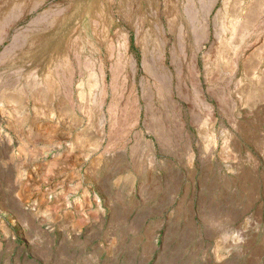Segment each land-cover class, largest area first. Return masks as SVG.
Wrapping results in <instances>:
<instances>
[{
	"label": "rangeland",
	"instance_id": "374dc122",
	"mask_svg": "<svg viewBox=\"0 0 264 264\" xmlns=\"http://www.w3.org/2000/svg\"><path fill=\"white\" fill-rule=\"evenodd\" d=\"M120 1L0 23V264H264V0Z\"/></svg>",
	"mask_w": 264,
	"mask_h": 264
},
{
	"label": "bare ground",
	"instance_id": "6f19581e",
	"mask_svg": "<svg viewBox=\"0 0 264 264\" xmlns=\"http://www.w3.org/2000/svg\"><path fill=\"white\" fill-rule=\"evenodd\" d=\"M20 1H23V0H0V23H3V24H5L7 21H9L10 20V14L11 13H8L9 11H10V9L11 8H13V7H15L17 4H18V2H20ZM122 1V0H121ZM120 1V2H121ZM125 1V0H124ZM149 1V0H148ZM109 2H111V1H109ZM127 2H128V0H127ZM130 2V4L132 3L131 1H129ZM94 3V2H93ZM97 3V2H96ZM122 3V2H121ZM124 3V2H123ZM126 3V2H125ZM16 4V5H15ZM139 4V3H138ZM167 5H168V2L166 3ZM94 5H96L95 3H94ZM99 5V4H98ZM102 6V5H101ZM109 6V5H108ZM166 6V5H165ZM103 7V6H102ZM131 7V6H130ZM93 8V7H92ZM96 8H97V6H96ZM98 8H100V6L98 7ZM103 8H105V7H103ZM109 9V8H108ZM93 10V9H92ZM127 10V9H126ZM126 10H124L125 11V14H127V12H128V10H127V12H126ZM73 11V10H72ZM71 11V9L69 10V7H68V10H66V11H60L59 13L61 14H64L63 12H66V14H67V12H68V15H67V17H66V19H64V26L62 27V28H60V29H56V27L58 26H56V24H57V20H54V22L52 23V25H49L48 26V29H51L52 27H53V29L55 30L54 31V33L53 34H51V36H48V38H45V41L42 43V44H40V46L37 48V46L35 47L34 46V51H36V53H37V58H38V60H35L36 59V57H34V61H35V63L38 65V68L37 69H39V70H37V72L39 73V75L40 74H44L46 71L50 74L49 75V78H46V77H42V79H41V77L39 76V80L34 84L35 85V87H36V85H38V83L39 82H44L43 84H45V79H46V84H47V82L48 83H50L51 82V85H52V82H56V81H54V80H52L51 79V76H52V73L54 72L53 70H55L56 68H55V66H54V64L56 65V61H54V62H52V56H51V53L53 52V49H55L56 47H57V45H60L63 49H65L66 50V56H67V58H65L66 60H68V62L69 63H71L72 65L71 66H73V65H78L77 63L79 62V58H78V55H76L77 54V50H79V43H78V33H79V31H81V30H83L82 28H87L88 26L85 24V23H87L88 22V19H90L91 21H90V25L92 26V28H93V31L97 34V32L95 31V27H94V20L92 21V19H91V17L90 18H88L89 16H86V6L84 7V9L82 10V12L78 15V14H73L74 13V11L72 12ZM81 11V10H80ZM93 11H95V9L93 10ZM102 12V11H101ZM91 13V12H90ZM103 13V12H102ZM138 13V12H137ZM136 13V14H137ZM91 14H93V13H91ZM95 14V13H94ZM97 14L98 13H96V17H97ZM101 14V13H100ZM109 14V13H108ZM107 14V15H108ZM57 15V14H56ZM78 15V16H77ZM128 15V14H127ZM59 16V15H58ZM57 16V17H58ZM99 16V15H98ZM104 16V15H103ZM124 16H126V15H124ZM61 17H63V16H59L58 17V21H59V19L61 20ZM94 17V16H93ZM106 17V16H105ZM105 17H103L102 18V20L105 18ZM108 17V16H107ZM106 17V21L108 22V18ZM111 18V17H110ZM56 19V18H55ZM137 19V18H136ZM142 19V18H141ZM133 20H135V18L133 19ZM143 20V19H142ZM11 21V20H10ZM104 21H105V19H104ZM138 21V20H137ZM12 22V21H11ZM92 22V23H91ZM100 22V21H99ZM77 23H81V25H80V27H76L75 28V25L77 24ZM9 24V23H8ZM7 24V25H8ZM101 24V23H100ZM103 24V23H102ZM109 24V23H108ZM96 25V24H95ZM56 26V27H55ZM62 26V25H61ZM101 26V25H100ZM103 26V25H102ZM110 26V25H109ZM55 27V28H54ZM101 28V27H100ZM103 28V27H102ZM104 28H106L105 27V24H104ZM103 28V32H104V29ZM74 29H75V31H74ZM99 30V29H98ZM43 31V30H42ZM45 31H46V29H45ZM73 31H74V33H73ZM142 31V30H141ZM100 32V31H99ZM102 32V33H103ZM105 32H106V30H105ZM104 32V35L102 34V35H100V36H98V38H100V39H102L104 42H105V40L106 39H108V37H109V35H108V33H105ZM95 36V35H94ZM83 38V37H82ZM41 40V38L39 37V41ZM42 40H43V38H42ZM82 41H83V39H81ZM141 40H142V38H141ZM39 41H35L34 43H36V42H39ZM81 41V42H82ZM101 41V40H100ZM109 41V40H108ZM36 44H39V43H36ZM84 44V43H83ZM106 44H107V42H106ZM32 45H33V43H32ZM35 45V44H34ZM42 45V46H41ZM49 46V47H48ZM83 47V46H82ZM108 47V46H107ZM83 49V48H82ZM34 53V52H33ZM32 53V54H33ZM36 56V55H35ZM65 56V55H64ZM54 59V58H53ZM64 59V60H65ZM60 60H62V59H60ZM60 60H59V62H60ZM64 60H63V62H64ZM37 61V62H36ZM62 62V61H61ZM67 63V62H66ZM60 64H63V63H60ZM63 65H66L65 64V62H64V64ZM57 66V65H56ZM59 66H61V65H59ZM68 66V65H67ZM53 68H55V69H53ZM47 69V70H46ZM47 75V74H46ZM56 75V74H55ZM58 76V75H57ZM48 77V76H47ZM58 79V78H57ZM67 79V78H66ZM61 81V80H60ZM34 82V81H33ZM58 82V81H57ZM67 82H70V81H67ZM80 82V81H79ZM88 82V81H87ZM48 85V84H47ZM50 85V84H49ZM48 85V86H49ZM44 86V85H43ZM46 86V85H45ZM44 86V87H45ZM32 87H34V86H32ZM47 87V86H46ZM51 87V86H50ZM69 89V88H68ZM52 91V90H51ZM37 93V92H36ZM81 93V92H80ZM64 95V94H63ZM1 97V96H0ZM5 97V96H4ZM16 98V97H15ZM17 99V98H16ZM10 100V99H9ZM16 102V101H15Z\"/></svg>",
	"mask_w": 264,
	"mask_h": 264
}]
</instances>
